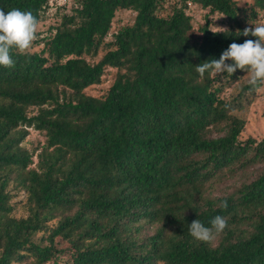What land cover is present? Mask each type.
I'll return each instance as SVG.
<instances>
[{
  "label": "trees",
  "instance_id": "1",
  "mask_svg": "<svg viewBox=\"0 0 264 264\" xmlns=\"http://www.w3.org/2000/svg\"><path fill=\"white\" fill-rule=\"evenodd\" d=\"M50 1L0 9L39 23ZM73 3L27 53L12 51L14 67L0 66V264H264V170L250 179L264 136L242 139L240 113L263 82L196 71L256 39L241 33L257 26L264 0ZM190 4L205 10L202 22ZM124 9L133 21L114 28ZM108 74L100 94L86 91ZM30 128L45 136L37 154L22 145ZM216 216L223 233L193 240L191 222Z\"/></svg>",
  "mask_w": 264,
  "mask_h": 264
},
{
  "label": "clouds",
  "instance_id": "2",
  "mask_svg": "<svg viewBox=\"0 0 264 264\" xmlns=\"http://www.w3.org/2000/svg\"><path fill=\"white\" fill-rule=\"evenodd\" d=\"M38 20L31 11L12 9L8 12L0 9V66L12 68L15 61L12 51L25 54L30 50L37 38ZM241 35H251L255 40H245L242 44L232 43L223 51L218 60H210L196 67L200 78L205 73L212 76H231L237 69L248 74V84L255 89L264 82V24L245 28ZM231 61V63H226ZM221 208H227V202H221ZM228 226L227 220L216 216L205 226L198 219L188 226V233L193 240L210 243L215 240Z\"/></svg>",
  "mask_w": 264,
  "mask_h": 264
},
{
  "label": "rangeland",
  "instance_id": "3",
  "mask_svg": "<svg viewBox=\"0 0 264 264\" xmlns=\"http://www.w3.org/2000/svg\"><path fill=\"white\" fill-rule=\"evenodd\" d=\"M240 4H244L251 0H238ZM75 6L73 0H51L50 6L45 14V18L40 21L37 25V35L39 37L46 35L50 31H53V28L59 23L60 17L63 13H71L72 8ZM190 13L193 16L195 23L202 22V17L205 10L199 8L196 5L190 4ZM60 15V17H59ZM135 12L132 10H118L115 13L113 19V27H118L121 25L130 24L133 21ZM264 24V15H259L256 20V25ZM36 49V48H35ZM98 57L93 59H89L90 61H96ZM106 82L93 85L86 89V91L90 94H100L103 89L108 87L111 78L110 74L107 75ZM234 86H229L224 89V96H227ZM34 110V109H33ZM34 112V111H33ZM245 117V126L241 134V138L245 139L247 137H252L256 140L261 139L264 136V82L260 89V93L257 96L256 100L248 107L243 109L240 112ZM45 136L41 131L30 128L29 134L25 137V140L22 142L29 151L35 149V153L37 154L40 149V144L44 142ZM34 160L37 158L34 156ZM264 170V164L258 163L254 167L251 168V176L252 179L255 174L253 172H260ZM242 178H234V179H225L215 184L213 194L217 196L225 195L231 192L234 188L238 187ZM151 233V232H149ZM40 234V233H39Z\"/></svg>",
  "mask_w": 264,
  "mask_h": 264
}]
</instances>
